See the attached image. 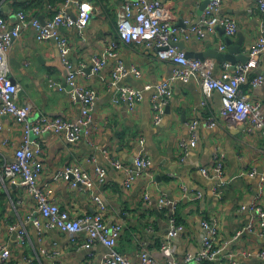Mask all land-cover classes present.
<instances>
[{"label": "crops", "instance_id": "obj_1", "mask_svg": "<svg viewBox=\"0 0 264 264\" xmlns=\"http://www.w3.org/2000/svg\"><path fill=\"white\" fill-rule=\"evenodd\" d=\"M29 13L41 20L53 13L52 5L32 11V0H25ZM123 0H103L95 4L97 11L90 24L80 35L75 29L64 31L71 43V60L76 69L82 71L78 80L98 92V100L92 114L88 133L82 140L70 142L62 132L49 130L32 134V138L43 145L42 160L45 165L39 185L62 208L73 217L96 212L97 205L92 197L83 191V186L72 188L71 182L54 180L57 173L68 166H79L96 177L98 166L107 167L105 183L97 185L95 192L108 207V224H122L124 230L115 250L127 256L132 262L141 263V250L145 247L159 262L165 263L162 246L170 242L174 256L183 260L189 254H196L203 245L206 231L204 219L218 223V258L202 264H264L258 255L264 250V232L257 226L249 231L253 212L251 207L260 201L264 207V135L258 129H250L242 122L220 119L214 128L207 127L205 117L216 115L223 106L222 96L215 93L204 103L202 86L196 77L173 81L174 94L165 107L162 120L156 123L152 96L155 87L169 80L174 65L161 61L157 49L145 45L125 44L117 40L118 14ZM171 12L172 22L183 29L198 23L203 15L207 0H163ZM15 0H5L0 13L15 21L18 7ZM208 6V5H207ZM54 7V6H53ZM75 11V10H74ZM234 18L238 32L230 36L232 44L238 45L246 58L261 37L264 12L260 0H222L217 13ZM181 34L177 45L194 55L205 54L210 48L230 53L225 41L226 33L218 26L200 38L195 33ZM228 36V35H227ZM117 47L108 57L105 68L98 74L93 71V57L104 53L111 44ZM225 45V50L221 46ZM59 49L53 42L41 43L33 30L18 38L10 49L11 76L20 85L19 103L32 104L30 120L47 116L52 119L77 122L81 105L70 96V88L58 67L55 66ZM197 57V56H193ZM213 58L217 68L223 71L224 61ZM127 67L137 66L142 77L128 76L120 85H131L144 91V99L132 110L125 101L116 102L117 87L112 86V73L118 63ZM242 61L239 60L240 64ZM264 74V53L259 67L251 70L250 76ZM150 86V89H146ZM251 99L264 104V83L258 86L243 85ZM200 120L198 140L195 147L181 160L182 141L190 143L189 123ZM25 125L15 123L11 116L5 117L0 129V167L14 162L16 150L24 142ZM90 140L91 143L88 141ZM117 157L127 164H133L135 157L142 154L152 161L151 171L137 177L129 189L125 188L127 175L110 166L109 157ZM224 159L225 188H219L220 195L213 191L219 180L206 177L202 167L213 169L215 155ZM256 171V175H251ZM185 191L201 194L196 202L189 201ZM149 195V199L146 198ZM32 196L26 187L15 186L10 179H0V249L12 251L17 264H103V257L111 248L96 240L90 248L82 245L88 240L87 231H81L73 241V235L58 229L44 227L39 231L27 222L35 209ZM161 199L170 201L162 206ZM172 202L179 205L176 217L184 226L178 236L169 237L171 228ZM35 216V215H34ZM45 222V220H43ZM25 225L26 239L21 242L19 231L14 229Z\"/></svg>", "mask_w": 264, "mask_h": 264}, {"label": "built area", "instance_id": "obj_2", "mask_svg": "<svg viewBox=\"0 0 264 264\" xmlns=\"http://www.w3.org/2000/svg\"><path fill=\"white\" fill-rule=\"evenodd\" d=\"M0 0V7L2 2ZM222 0H211L203 12L198 23L191 24L186 29L181 28L172 22V15L163 0H123L117 21V40L125 44L145 45L157 49V56L161 61H168L175 67L173 75L169 80L159 83L155 87L152 96V106L155 111L156 123H159L165 113V107L173 97L176 79L189 80L196 77L203 90L204 103L207 104L215 93L222 96L223 106L216 115H209L206 118L207 127L214 128L220 124V119L242 122L249 125L250 129H258L264 135V104L251 99L248 91L243 85L251 84L258 86L264 83V74L251 77V70L259 67V60L264 53V22L261 29V37L252 47L249 53V60L234 66L229 61H224L219 71L217 62L213 58L200 59L189 57L185 50L181 49L177 43L181 34L185 33L186 38L189 33H195L200 38L206 36L208 32H213L218 26L226 29L228 36H234L238 32L237 21L229 16H221L219 12ZM54 14L44 21L38 16H31L24 11L15 12V21L11 22L8 17L0 14V129L3 120L11 116L15 123L25 125V139L16 150L15 161L6 162L0 167V179H10L15 186L26 187L32 196V203L35 209L28 217V224L31 223L39 231L44 227L58 229L70 233L76 241V236L81 231H87L88 240L82 246L90 248L98 240L111 248V252L103 257V264H137L127 256L115 250L118 240L121 237L124 225L108 224L106 212L108 207L106 202L96 194L95 188L106 181L108 175L107 167L98 166L96 177H92L79 166H68L57 173L54 180H68L72 188L83 186V191L90 195L97 205V211L93 214H85L80 217H73L68 210L62 208L55 200L50 199L46 191L39 185V180L43 175L45 165L42 160L43 145L32 138V134H41L53 130L57 133H64L70 142L82 140L84 132L88 133L87 126L90 124L92 114L98 100V92L86 86L78 80L82 72L74 66L70 53L71 44L64 33V29H75L80 35H84L85 29L97 11V7L92 0H67L60 7H51ZM260 9L264 12V0H260ZM75 10V11H74ZM74 13V15L72 14ZM33 30L36 39L41 43L53 42L57 45L62 61L67 66L69 73L67 83L70 88V96L74 102L81 105V114L77 122L70 123L61 118L52 119L47 116L30 120L33 112V105H21L19 103L20 85L11 76V64L9 52L14 42L20 38L25 31ZM117 47L113 43L101 55H95L93 61V71L98 74L106 66L108 57L115 54L111 51ZM226 46L222 45L221 50ZM128 76L142 77V71L135 65L127 67L123 63H118L112 73V86L117 87L116 102L125 101L130 108L135 110L144 99V91L131 85H120L119 82ZM147 86L146 89H150ZM200 120L195 118L189 123L190 143L182 141L180 149L183 152L181 160H185L188 151L195 147L198 140V129ZM90 143L91 141L88 140ZM109 157L108 150H104ZM110 166L117 171H124L127 175L125 188L129 189L137 177L148 174L151 171L152 161L145 155L135 157L133 164H127L117 157H109ZM202 173L210 178L219 180L218 186L213 188L217 195H220L219 188H225L227 182L224 179V159L219 153L215 155L213 169L201 168ZM251 175H256L252 171ZM184 196L192 202L202 198V195L185 191ZM149 199V195H146ZM162 206L169 205L170 201L161 199ZM178 208L176 202H172V214ZM253 217L247 226L249 231H253L257 226L264 232V207L260 201H256L251 207ZM35 215V216H34ZM45 220V222H43ZM206 235L203 245L196 254L189 253L183 260H178L174 256V248L168 241L162 246L165 255V263L159 262L153 257L147 248L141 250L140 264H202L203 262H214L221 252L219 248V228L218 223L213 219L202 221ZM19 231V239L24 242L27 230L25 225L14 227ZM184 230V226L178 224L175 217L171 219L169 237H178ZM264 259V250L258 255ZM12 251L7 247L0 249V264H17L12 259Z\"/></svg>", "mask_w": 264, "mask_h": 264}, {"label": "water", "instance_id": "obj_3", "mask_svg": "<svg viewBox=\"0 0 264 264\" xmlns=\"http://www.w3.org/2000/svg\"><path fill=\"white\" fill-rule=\"evenodd\" d=\"M211 0H207V2L204 4V6L207 7V5L210 3ZM74 15V13H72ZM75 16V15H74ZM44 21V20H43ZM222 30L224 33H226V29L224 27H222ZM242 39V35H239V40H238V45H240L241 43V39ZM225 41L228 45H230V53H223V52H219L216 49L210 48V50H208L205 54H198V55H194L192 53H188L187 55L189 57H193V56H197V58L200 59H205L208 56H212V57H216L218 60L220 61H229L231 62L234 66H236L239 60H241V63H246L249 60V57L246 58L244 56V54L241 51V48L237 45H233L232 44V39L230 36H225ZM56 64L55 66L58 67L60 69V71L63 73L64 78L66 79V84L69 88H71L68 83H67V76L69 73V70L67 68V66L63 63L60 52L59 55L56 58ZM134 162V161H133Z\"/></svg>", "mask_w": 264, "mask_h": 264}, {"label": "trees", "instance_id": "obj_4", "mask_svg": "<svg viewBox=\"0 0 264 264\" xmlns=\"http://www.w3.org/2000/svg\"><path fill=\"white\" fill-rule=\"evenodd\" d=\"M67 0H32V11H37L38 9L40 8H44L45 6H48V5H52L51 7H60L62 5H64L66 3ZM95 4L99 5V3H101V1L103 0H92ZM15 3H18V7L16 8L17 11H24L26 13H28L29 15L31 16H37V15H34V14H31L29 13L30 11V8L27 6L25 0H15ZM16 11V12H17ZM54 14V12H52ZM1 14V13H0ZM52 14V15H53ZM51 15V16H52ZM67 30V29H64V31ZM117 30V29H116ZM117 32V31H116ZM68 39H69V36L67 34H65ZM70 41V40H69ZM71 44V43H70ZM178 209H179V205H178V208L176 209L175 211V219L177 221L178 224H180L177 220V217H176V213L178 212Z\"/></svg>", "mask_w": 264, "mask_h": 264}]
</instances>
